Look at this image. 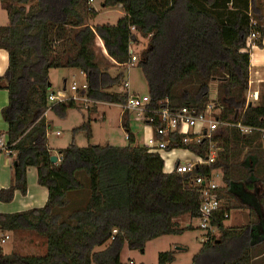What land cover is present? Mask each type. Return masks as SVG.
Listing matches in <instances>:
<instances>
[{"label":"trees","instance_id":"16d2710c","mask_svg":"<svg viewBox=\"0 0 264 264\" xmlns=\"http://www.w3.org/2000/svg\"><path fill=\"white\" fill-rule=\"evenodd\" d=\"M100 1L105 9L121 7L124 17L116 25L91 28L85 14L94 17L97 13L89 0H0L8 15V24L0 26V49L9 55L0 89L8 90L10 96L2 115L14 154L12 186L0 190V202H12L17 191L27 194L29 168L37 169L39 185L49 191L44 208L0 215V232H33L47 240V253L6 255L0 248V264H122L126 246L144 253L149 242L195 230L182 227L176 219L201 217L202 189L194 182L216 172H221L224 184L218 191L222 208L212 221L219 237L207 234L192 264H264V141L260 132L244 135L236 128H223L217 137L222 151L215 163L180 175L165 172L163 157L137 144L129 111L122 117L127 146L72 145L61 150V161L53 164L47 140L51 124L46 118L51 70H80L88 85V91L80 95L95 105L127 103V92L111 91L123 85L124 74L112 77L96 61L99 37L119 66L129 63L134 45L147 40L136 66L155 109L195 107L202 111L210 102V84L216 82L221 120L264 130V100L246 104L247 42L252 33H258L255 43L263 48L262 5L257 0ZM70 109H79L74 100L52 108L61 118ZM87 111L95 112L96 106ZM77 132H85L90 139L91 119L85 118ZM182 140L183 136L173 135L168 150L176 143L186 149ZM188 149L207 158V142ZM80 172L89 177L88 185L77 179ZM87 189L85 205L65 218L61 211L73 203L71 195ZM245 194L254 197V202L249 204ZM233 210H249L256 221L230 228L225 215ZM108 243L104 251L96 252ZM175 262L173 251L159 255L158 264Z\"/></svg>","mask_w":264,"mask_h":264},{"label":"rangeland","instance_id":"374dc122","mask_svg":"<svg viewBox=\"0 0 264 264\" xmlns=\"http://www.w3.org/2000/svg\"><path fill=\"white\" fill-rule=\"evenodd\" d=\"M259 5L264 6V0H257ZM96 16L91 17L85 14L87 18V24L91 28H95L99 25H116L118 20L122 17L120 7L116 9H105L103 3L97 0L95 5ZM0 17H4L8 21V15L1 9L0 4ZM3 21L0 20V24ZM97 44L95 46L96 61L101 66L103 70L107 69L108 73L115 77L121 73L124 74V82L122 86H117L112 89V92L121 93L127 92L130 95L139 94L140 96H146L149 94L148 86L146 80L143 76L142 71L136 66H122L111 64V61L107 60L102 54L103 42L97 37ZM147 45V40H142L140 44L134 45L132 50L134 55L140 56ZM49 82L51 84L50 93L58 96L65 92L67 96V101L72 98H77L75 102L79 106V109H70L64 118H61L56 114L52 108L57 104H51L49 102V110L47 112V120L51 124L48 131V146L50 150L54 153V156L60 157L59 151L68 148L69 146L75 145L79 148H86L89 146H112V147H125L129 144L128 134L122 126V117L124 109L122 105H112L108 103L99 104H88V109L86 108V103L81 100L80 93L82 92L83 86L87 84L86 76L77 69H59L51 70L49 73ZM125 83H129L130 88H125ZM210 85V103H218L217 94V83L213 82ZM76 85L79 88L78 92H73L71 87ZM66 89V90H65ZM254 100L251 99V102ZM254 103V102H253ZM254 103V105H258ZM218 105V104H217ZM96 106L95 112H88L87 110ZM130 112V111H129ZM131 113V112H130ZM91 119L92 136L89 139L85 132H77L83 123L84 119ZM130 130L131 133L136 135L138 138L137 144L144 145V138L146 137L144 132L146 131L147 124L143 118L138 116L137 112H132L130 115ZM59 132L60 135L57 136L56 133ZM146 139V138H145ZM171 154V156H169ZM161 156L165 161V172L172 173L175 169L176 164L181 162L183 164H195L197 157L191 153L184 151H174V152H162ZM77 179L85 185L89 184V177L86 173L80 172L76 175ZM261 189V188H260ZM262 190V189H261ZM88 189L82 191L78 196H71L74 203L71 204V208L61 211V213L66 218L71 214L74 209L83 207L86 200L89 197L87 194ZM247 202L253 203L254 197L249 194H245ZM75 200V201H74ZM225 204V203H224ZM223 204V205H224ZM182 227L192 226L195 230L189 231L182 236H165L156 241L147 244L145 252L141 253L139 251L132 252L128 247H125L121 254L122 264H129L130 262H135L139 264H158L159 255L163 252L174 250L177 247H184L186 251L181 253L177 257V264H192V258L197 254L202 248L203 244L206 242L207 232L199 229V222L197 220H189L188 217H182L176 219ZM255 222L256 218L250 216V212L247 210H233L230 213V219L227 220V226L230 228H237L243 225H247L249 222ZM264 231V226L262 227ZM33 233V232H32ZM35 234V233H33ZM264 234V232H263ZM263 234L259 233L258 235ZM219 237L218 232L212 234ZM46 243L47 240L42 238ZM8 244L6 247L9 248ZM32 254V253H28ZM37 256H44L46 253H36ZM132 260V261H131Z\"/></svg>","mask_w":264,"mask_h":264},{"label":"built area","instance_id":"2783aa9c","mask_svg":"<svg viewBox=\"0 0 264 264\" xmlns=\"http://www.w3.org/2000/svg\"><path fill=\"white\" fill-rule=\"evenodd\" d=\"M95 0H89V4H93ZM255 26L256 23L253 22ZM258 33H252L247 42V51L251 49L255 42L259 40ZM138 62V56L134 55L131 51V59L125 66H134ZM125 88H129V84L125 83ZM73 92H78L79 88L76 85L71 87ZM82 91H88V85L83 86ZM81 100L88 104H95L96 102L90 100L86 95L80 96ZM251 99H255V96L249 95L246 99V104L249 106L253 104ZM67 100V96L64 93L55 96L51 94L49 96V102L51 104L64 103ZM71 100H77L72 98ZM165 103H168L166 101ZM164 103V104H165ZM124 111L137 112L140 118H143L146 123L154 128L156 123L160 124L155 131V136L148 139L146 147L151 153L162 152H174L184 151L191 153L197 157L195 164H183L178 162L175 169L172 172H176L180 175L192 174L195 169L200 166H211L218 159L221 150V142L217 141L219 132L223 128H236L240 130L244 135L251 134L253 132H260L262 140L264 141V130L244 127L241 123L231 124L221 120L222 108L216 103H210L202 111H199L195 107H183L181 109L171 110L169 107L164 106L161 109H155L152 107V99L149 95L139 96L130 95L125 105H123ZM183 136L182 144L186 149H180L178 144H173V150H168L172 145L171 139L173 135ZM59 136L60 133L57 132ZM208 143L207 158L196 155L188 149L190 146H196L201 143ZM0 151L11 155L12 152L9 149V145L5 144L0 138ZM61 161V159H60ZM194 185L202 189V203H201V217L197 219L199 222V229L207 232V234L216 233V228L213 227L212 221L217 212L222 208V201L218 197V191L223 187L221 172L213 173L206 178L197 177ZM226 219H229V214L225 215ZM114 235L117 233L115 230ZM207 237V236H206ZM208 240V237L205 239ZM4 242V241H3ZM129 264H135L130 262ZM170 264V263H169Z\"/></svg>","mask_w":264,"mask_h":264},{"label":"crops","instance_id":"0c3cea01","mask_svg":"<svg viewBox=\"0 0 264 264\" xmlns=\"http://www.w3.org/2000/svg\"><path fill=\"white\" fill-rule=\"evenodd\" d=\"M96 1L97 0H95L93 4H90V6L94 8V10H95L94 5ZM262 8L264 9V6H262ZM119 12L121 13V16H122L121 18H123L124 13L122 12V9H120ZM0 20L3 21L2 24H0V26H5L8 24V21H6L4 17H0ZM253 22L257 24L256 20H253ZM100 41L102 42V40ZM96 44H97V40H96ZM247 52H249L250 54V81H249V91H248L247 96L254 95L255 99H253L254 100L253 102L258 103L264 100V40H263V48H260L255 43L254 46L251 49H249V51ZM102 54L103 56H105V58H107V60L111 61V64L118 65L117 62L109 56L104 46V43H103ZM119 67H122V66H119ZM8 68H9L8 52L0 49V78L6 75ZM129 88H130V85H129ZM133 95H139V94H133ZM9 103H10V96H9L8 90H6L5 88L0 89V138L7 145H8L7 132H8L9 126H8V123L4 120L2 111L3 109L9 106ZM254 103L252 105H254ZM46 116H47V113H46ZM146 124H147V127H146L147 129L144 132L146 136L145 137L146 139L144 138V140L146 141H144L145 143L142 146H146L148 139L152 136H155L154 128L150 126L148 123ZM128 137L129 136H127V138ZM136 140L137 142L139 141L137 137H136ZM60 151H59V155H61ZM51 154L52 156H54V153L52 151H51ZM13 155L14 154L9 155L5 153L4 151H0V190L9 189L12 186L13 164H14ZM169 156H171V154ZM60 158L61 156L58 157L59 161L57 164H59ZM27 182H28V192L26 195H22L19 191H17L15 192L14 200L12 202L10 203L0 202V215H14L18 213L31 211L34 209H41L46 206L48 199H49V191L46 187L39 185L38 171L36 168L28 169ZM87 194H89V192ZM73 196H78V194H73ZM229 219H230V214H229ZM226 225H227V221H226ZM8 244L10 245H9V248L7 249L6 246ZM108 245L109 243L101 248H97L96 252L104 251L108 247ZM0 248L2 249L3 253L6 255L18 254L21 256L31 257V256H37L38 254L36 253H47L48 246H47V243L42 239V237H39L38 235L33 234L32 232L16 231V232H6V233L0 232ZM171 251L175 252V258H176V262L173 264H177V257H179L181 253L185 252L186 248L177 247ZM132 252H136V251H132ZM28 253H32V254H28ZM139 264H143V263L140 262Z\"/></svg>","mask_w":264,"mask_h":264},{"label":"water","instance_id":"95a60500","mask_svg":"<svg viewBox=\"0 0 264 264\" xmlns=\"http://www.w3.org/2000/svg\"><path fill=\"white\" fill-rule=\"evenodd\" d=\"M249 106H252V104H250ZM238 115H239V112L236 113L235 120H237ZM51 161H52L53 164H57L59 159H58L57 156H52Z\"/></svg>","mask_w":264,"mask_h":264}]
</instances>
